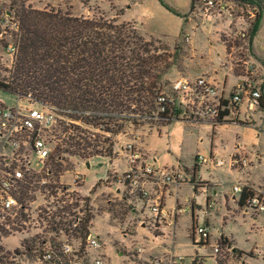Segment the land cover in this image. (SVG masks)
Here are the masks:
<instances>
[{"label": "rangeland", "instance_id": "rangeland-1", "mask_svg": "<svg viewBox=\"0 0 264 264\" xmlns=\"http://www.w3.org/2000/svg\"><path fill=\"white\" fill-rule=\"evenodd\" d=\"M164 1L178 10L179 14L176 15L167 11L158 0H0V16L5 15V13H9V16L12 15L11 7L15 2H24L25 6H31L37 10H60L78 16H82L79 14L83 13V16L87 18L107 17L112 19L115 18L113 16L120 15L124 10L131 14L138 13L135 16L138 29L142 34L151 36L147 38L143 37L145 35H141L143 40L153 43L154 47L166 48L170 55L174 54L176 47L180 48L174 67L165 74L166 90L170 87L171 82L179 77L189 79L203 72L212 73L216 71L218 80L221 81L226 76V95L228 96L234 91L236 95L241 96L242 92L238 89V86L242 83V80L229 73V67L231 63H237V67L233 65L234 71L236 72L240 68V73L245 74V70L241 66L243 60L250 61L252 67L256 68H261L264 65V0H259L261 8L256 2L237 0L238 3L233 8V15L235 18L242 19L249 26L243 28L238 26L234 35H219V37L216 33L219 31L220 25L213 26L209 21L204 23L197 5L192 6V0ZM135 2H145V10L143 11L139 9L140 7L134 6ZM260 9H262L261 15ZM255 24L250 49H241L247 43V36H249ZM240 28L247 32L244 40L237 35V32H241ZM6 32L5 37L2 39L4 41L0 42V56L2 58L0 59V79L7 77L9 72L6 68L8 62L3 54L2 46L4 43H11L15 40L12 30H6ZM185 36H188L189 42L184 41ZM220 41L225 42L227 54L224 45ZM230 47L234 48L231 49ZM190 49H195L194 57H191ZM262 85H264V75ZM0 102L4 105H11L15 102V97L11 93L0 89ZM243 104L241 106H244ZM239 118L240 122L244 121L242 116ZM255 123V126L252 127L259 128L261 126L259 120H256ZM185 124L180 119L170 123L146 120V122L143 121L136 126L125 128L124 133L119 136L120 142L117 146L132 143L140 148L133 140L138 137L141 142L142 138L145 137L142 133L145 132L146 137L143 139L145 147L154 151L156 157L160 159L165 155L168 164L164 166L171 170V166H174L177 163V158H179L182 172L185 173L183 168L192 171L196 154L207 155L210 143L214 144L215 141L211 136L210 128L204 126L201 129L197 126ZM162 125L163 127L160 128ZM84 128V132H88L89 135H104L97 131L96 127ZM55 132V134H59V128H56ZM72 134L75 138L78 133L74 130ZM235 134H240L241 138L250 135L249 132L243 129L240 133L235 132V130L230 133L231 137ZM261 140L264 142V138ZM70 142L73 143V141ZM113 142L115 143V139ZM101 147L99 146L98 149H101ZM103 147H105V144ZM261 147L264 148V144ZM75 149L77 150L76 146ZM67 151L60 154L62 161L59 165L60 172L68 171L63 173L64 180L68 182V176L73 172L84 176L83 182L77 188H74L75 191L72 195L68 199L65 198L66 204L69 206L68 212L75 211L78 217H81L82 213H79V211L85 208L88 209L92 218L89 224L90 233L94 237L99 236L104 241L103 251L95 253L88 251L85 243L81 244L77 237L70 240L69 243L73 246L76 257L83 256L82 264H90L91 258L97 255L103 257L105 264H149L150 261L160 259H162L161 264H166L164 256L171 253V251L174 256L185 258L182 264H192L195 259L194 251L196 250L193 241L199 238L198 235H195L192 239V231H195L198 227L206 228L209 235L208 245L220 236L232 239L234 248L239 252L240 263L264 264V258L259 255L260 252L264 251V232L261 233L264 220L261 217L254 221L249 215H241L237 205L231 204L230 216L222 224L220 214L216 210H210L208 215H204L203 196H195L192 189L180 188L177 201L187 211L176 218L173 236L170 231H167L165 237L155 239L154 236H159V234L154 233L146 224L144 228L137 227V224L141 222V212L137 211L135 200L126 199V193L122 189H117V194L115 192L116 186L111 184L112 180L110 178L113 173L110 171L117 169L118 159L110 160L101 156L79 158L75 154L72 155L73 152L68 153L69 151ZM148 158L149 161H152L154 157L148 153ZM85 164H88V167ZM107 177L109 179L106 180ZM224 189L230 190L229 186L224 187ZM223 190L216 198L217 202L220 201V197L223 198ZM228 194L230 193L228 192ZM172 198V200L175 199L174 196ZM193 201L196 205L191 217V203ZM76 202L77 209L70 207V205L74 206ZM216 207L218 209L220 204H216ZM206 216L208 217L206 218ZM205 218L207 219L206 223ZM205 224L207 225L205 226ZM135 231L136 237L134 239L138 244L147 249L150 246L153 248L151 251L147 250V252L140 255V258L127 251L126 242L123 243L121 238L122 234L134 235ZM27 245L33 246L34 244L27 243ZM0 247L5 252L10 253L9 261L14 264L35 263L31 253L12 258L14 251L20 250L17 239L4 242L0 244ZM19 252L21 253V251ZM211 253L209 247L197 252V264H214ZM63 263V259H54L51 264Z\"/></svg>", "mask_w": 264, "mask_h": 264}, {"label": "built area", "instance_id": "built-area-1", "mask_svg": "<svg viewBox=\"0 0 264 264\" xmlns=\"http://www.w3.org/2000/svg\"><path fill=\"white\" fill-rule=\"evenodd\" d=\"M221 14L229 19L234 18L233 8L222 0H201L202 20ZM0 29V42L4 41L2 39L7 33L6 30H12L15 35L13 42L4 43L2 46L8 62L6 68L11 71L17 58L18 23L5 13L0 16ZM246 33L241 31L237 35L244 40ZM184 41L189 42L188 36L184 37ZM241 49H248V36L247 43ZM233 65L238 66L237 63L231 64L232 70ZM241 66L245 70L244 84L238 88L242 94L232 95L230 101H227V118L232 121L237 119V107L242 100L250 111L259 108L261 100L259 88L252 85L253 77L256 76L254 67L247 60H243ZM0 89L15 97V102L11 105L0 102V244L17 239L21 257L26 254L22 247L27 243L34 244L30 251L35 259L34 264H51L54 259H63V264H82L83 256L76 257V252L69 243L75 236L71 235V231L65 232L61 228L63 225L60 224L57 210L60 208L62 196L66 194L65 198H69L75 191L74 188L83 182L84 176L73 172L66 182L63 173L68 171L54 176V164L62 162L60 154L64 151L73 152L72 155L76 152L75 141L70 142L74 138L72 133L75 128L84 130V127L93 126L82 124L81 120L72 117L75 112L69 109L39 103L30 94L12 92L2 86ZM219 90L220 87L209 77L201 76L193 81L178 78L171 82L166 91L157 94L156 112L148 120L166 123L168 117L162 115L178 108L181 111V121L189 124H217L220 112L225 110L222 107L225 100ZM88 115V112L81 114L82 117ZM262 115L264 117V113ZM56 128H59V134H55ZM96 130L107 136L103 132V125L96 127ZM85 135L94 137L88 132ZM120 149L126 161V170L121 174H112L111 184L116 186V190L122 189L127 199L142 201L140 224H146L154 233L164 235L167 229L173 228L175 216L185 213L186 210L176 205L170 211L166 210L159 197H152L151 188H171L177 192L180 187L190 182L181 173L166 166H157L155 158L149 161L148 153L132 143H126ZM195 161L201 167L211 164L214 168H220L226 164L230 170L238 172L250 164L249 159L239 153L229 156L227 162L215 155L206 157L200 154ZM255 161L264 165V154L257 155ZM245 190L250 194L243 201V209L254 216H264V175L262 185L254 190L247 189L240 183L233 187L236 194H242ZM72 213L73 215L70 212L65 213L63 222L71 220V227L74 229L78 226L79 219L74 211ZM195 235L199 236L194 241L196 249L209 247L214 264H243L231 246L222 245L220 240L208 245L209 235L205 227L192 231L193 238ZM84 243L91 252L100 253L104 249L101 239L92 236L90 232ZM128 247L129 251L138 255L145 252V248L137 243H131ZM197 258L195 255L193 264H197ZM164 260L166 264H182L185 258L174 256L171 252ZM161 261L162 259L153 260L149 264H161ZM90 264L105 262L102 256L97 255L91 258Z\"/></svg>", "mask_w": 264, "mask_h": 264}, {"label": "trees", "instance_id": "trees-1", "mask_svg": "<svg viewBox=\"0 0 264 264\" xmlns=\"http://www.w3.org/2000/svg\"><path fill=\"white\" fill-rule=\"evenodd\" d=\"M158 1L167 11L179 14L164 0ZM249 1L261 8L259 0ZM11 9V16L18 23L17 58L8 76L0 79V86L30 94L39 103L69 109L77 114L72 117L82 123L103 125L107 136L93 134V140L80 127L75 128L78 134L75 140L71 138L77 148L74 154L79 158H111L115 137L124 133L125 128L154 116L155 98L166 90L165 74L174 67L180 48L176 47L170 55L166 48L154 47L131 24L120 21V15L112 19L87 18L60 10L33 9L24 2L13 3ZM256 24L249 37L254 34ZM236 73H240V68ZM263 105L261 97L259 107ZM222 107L225 110L220 112L218 123H224L228 117V102H223ZM84 112L89 115L82 117ZM180 113V109L174 108L162 116L168 117L166 123H170L179 120ZM59 165L54 164V176L60 172ZM249 194L246 190L241 194L239 205ZM65 195L57 210L61 228L71 231L83 244L92 218L85 208L79 211L81 217L74 211L79 219L76 228L71 227V220L63 222L69 208ZM70 207L77 209V202ZM220 241L224 246L230 245L226 238ZM31 248L25 244L24 252L29 254ZM238 253L235 250L239 256ZM9 255L0 247V264H14ZM19 256L21 253L16 250L12 258Z\"/></svg>", "mask_w": 264, "mask_h": 264}, {"label": "crops", "instance_id": "crops-1", "mask_svg": "<svg viewBox=\"0 0 264 264\" xmlns=\"http://www.w3.org/2000/svg\"><path fill=\"white\" fill-rule=\"evenodd\" d=\"M222 1L224 2V4H227L232 8H234V6L238 3L237 0H222ZM239 1H241V0H239ZM144 5H145V2H141V3L135 2L134 3V6L140 7L139 9H141L143 11L145 10ZM193 5H194V7H195V5H197L198 12H200L201 0H194ZM192 10L194 11L193 7H192ZM261 12H262V9H260V15H261ZM137 14H131L129 12L127 13V11L124 10L120 14V21L125 22V23H131L134 30L143 36L145 34L141 33V31L138 29V24L136 22L137 19L135 16ZM79 15L83 16L84 14L82 13ZM113 17H116V15ZM207 21H209L213 26H215L217 24L220 25V29L216 33V34H218V37H219V35H226V36L228 34L234 35L235 34L234 32L237 31L238 26L239 27L242 26V28L244 26H249L242 19H238L235 17L233 19H229L224 14L216 15L214 17L207 19V20H204L203 22L205 23ZM240 31L245 32L244 29H241V28H240ZM143 37L149 38L151 36L145 35ZM220 42L224 45L225 51L227 54V48H226L225 42L224 41H220ZM251 42H252V37L248 36V48L249 49L251 47ZM230 48L232 49L234 47H230ZM194 52H195V49L189 50V53H191V57L195 56ZM247 62H248V64H250L252 66L250 61H247ZM222 67H224V66H222ZM255 68L256 67H254V69ZM255 72H256V76L253 77L252 85L254 88H259V90L261 92V97L264 101V93H263L264 85H262L263 75H264V65L261 68H256ZM229 73H231L235 77L242 80V83L239 86H242L244 84V81H245L244 75L245 74L236 73L234 70L231 69V67H229ZM201 76L209 77L214 83H216L220 87L219 91H220V94H221L223 100L230 101V99L232 98V95H236V93L234 91L231 94H229L228 96L226 95V93H225L226 92L225 91V79H226L225 77L226 76L223 78V80L220 81L217 78V72L216 71H214L212 73L203 72L200 75H197L196 77H190L189 79L185 78V80L193 81L196 78H199ZM179 78H181V77H179ZM243 103H246V102L244 100H242L241 103L238 104V107H237L238 114H237V119L235 121H232L231 118H227L224 123H217V124H210V123H207V124H189V123H186L184 121H182V122L188 124L189 126L190 125L191 126H197L199 128L205 126L207 128H210L211 136L213 137L215 142H214V144L210 143V147H209L207 155H203V156L209 157V156L215 155V156H218V157L225 159V162H227V159L229 156L239 153V154L245 155L249 159L250 164L246 169L238 172L236 170H230L226 164L220 168H214L211 164H207L206 166H202V167L197 166L195 158L198 154H196V156L194 158V165H193L194 167H193L192 171H189L188 169L183 168V170L185 172V173H183L182 169L180 168L179 158H177V163L174 166H171L173 171H176L178 173L183 174L187 178V180L190 182L187 185L182 186L180 188L192 189L195 196H197V195L203 196L204 197V205H205V209L203 211L204 215H208L210 210H216V212L220 214L219 217L222 221V224H224L226 222V220L228 219V217L230 216V213L232 210L231 204L237 205L238 210H239L241 215H244V216L249 215L251 217V219H253L254 221H257L258 217H261L264 220L263 215L254 216L250 212L245 211V209H243V207L241 205H239V199H240L241 194H236L233 192V187L237 183L242 184L243 187L250 189V190L256 189L257 187L262 185L263 175H264V165L255 161V157L257 155L264 154V148L261 147V145L264 144V142H262V140H261L262 138H264V117L262 115L264 113V105H263V107L255 108V109L250 111V110H248L247 104H243ZM241 104H243L244 106H241ZM241 116L243 117V120H244L243 122L239 121V119H240L239 117H241ZM256 120H259V122H261V126L259 128L252 127L253 125L255 126ZM161 127H163V125L160 126V128ZM242 129L249 132L250 135H245V137L241 138L240 134H235L234 136L231 137L230 133L232 132V130H235V132L240 133ZM142 135L146 137L145 132H143ZM119 136H117V138H115L114 153H113V156L111 158H109L110 160L118 159V161H119V163L117 164V169H113L112 171H110L113 174L123 173L126 170V166H127L126 161H125V159L122 156L121 151H120L121 145L117 146L118 143L120 142ZM144 138H142V140L140 142L139 138L135 137L133 141L135 142V144H138L140 146V148H142L146 152L153 155V157L156 159V165L157 166L167 165L168 162L165 160V155H163L160 159V158L156 157V154L154 151L145 147V144L143 142ZM200 155H202V154H200ZM226 186H229L230 190H225L224 187H226ZM180 188L177 190V192H175L171 188H163L160 190H157V188H151V194H152V197H159L161 205L163 206V208H165L168 211H170L174 205L178 206L179 208H184L186 210V208L183 205H180L177 201V194H178V191L180 190ZM222 190L224 193L223 198L220 197V201L217 202L216 198L219 197V193ZM115 192L118 194L117 190H115ZM228 192L230 194H228ZM173 193H174V195H173ZM172 195L175 197L174 200H172L173 199ZM135 202H136L137 211H141V208L143 206V202L140 200H135ZM212 203H213V206H211ZM216 204H220V207L218 209L216 207ZM195 205H196V203L193 201V203H191V217L193 216ZM215 207H216V209H215ZM185 213H183V214H185ZM183 214H177L175 216L174 226L176 224V218L180 215H183ZM207 217L208 216H206V218ZM206 218H205V223L207 222ZM206 225L207 224H205V226ZM174 226H173V228H171V229L169 228L166 230V232L170 231V233H172V236H173V232H174ZM137 227L138 228L139 227L144 228L145 225H142L139 223V224H137ZM135 230H136V227H135ZM262 230L263 231L261 233L264 232V227L262 228ZM89 232H90V230H89ZM156 234H159V233H156ZM165 236H166L165 234L164 235L160 234L159 236L155 235L154 237H155V239H157V238H161V237H165ZM97 237L99 238V236H97ZM135 237H136V231H135L134 235H127V234L121 235L123 243L126 242L125 243L126 249L131 243H137L136 239H134ZM222 237L226 238L228 240V242L230 244L229 246H231L232 250L235 252L236 249L233 246L234 245L233 240L226 237V236L225 237L220 236L218 239H215L213 243L219 241ZM192 239H193V237H192ZM101 241L104 243V241L102 239H101ZM194 241H193V245L195 246ZM152 249L153 248L151 246L148 249L145 247V252H147V250L151 251ZM195 249H196V247H195ZM129 250L130 249L128 247L127 251L129 253H133L140 258V255L136 254L135 252H131ZM201 250L202 249H198V250L196 249L194 251V255H197V252H200ZM259 255H261L264 258V251L260 252ZM166 256H167V254H166ZM164 258H165V256H164ZM239 258L240 257L238 256V259Z\"/></svg>", "mask_w": 264, "mask_h": 264}, {"label": "water", "instance_id": "water-1", "mask_svg": "<svg viewBox=\"0 0 264 264\" xmlns=\"http://www.w3.org/2000/svg\"><path fill=\"white\" fill-rule=\"evenodd\" d=\"M191 3H192V6H193L194 0H192ZM7 16H9V13H7ZM85 165H86V167H88V164H85Z\"/></svg>", "mask_w": 264, "mask_h": 264}]
</instances>
